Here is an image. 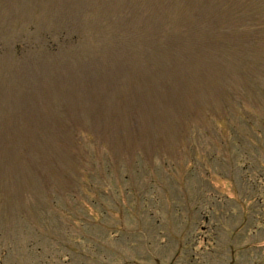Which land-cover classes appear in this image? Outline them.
I'll return each instance as SVG.
<instances>
[{"label":"rangeland","instance_id":"rangeland-1","mask_svg":"<svg viewBox=\"0 0 264 264\" xmlns=\"http://www.w3.org/2000/svg\"><path fill=\"white\" fill-rule=\"evenodd\" d=\"M0 264H264V0H0Z\"/></svg>","mask_w":264,"mask_h":264}]
</instances>
